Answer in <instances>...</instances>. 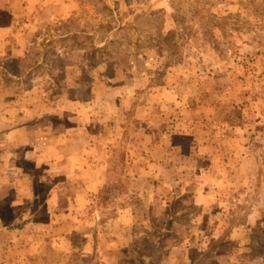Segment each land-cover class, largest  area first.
<instances>
[{"label": "rangeland", "instance_id": "obj_1", "mask_svg": "<svg viewBox=\"0 0 264 264\" xmlns=\"http://www.w3.org/2000/svg\"><path fill=\"white\" fill-rule=\"evenodd\" d=\"M22 1L29 3L26 6L29 14L35 11L33 25L42 23L39 7L44 10L45 2L46 13L50 12L49 8L55 9L53 3L69 2L0 0V23H9L10 18L4 15V11H9L12 22L16 23L24 14L27 29L40 27L31 26L27 10L21 13L25 7ZM73 8L76 9L65 18L48 22V31L66 33L69 30V35H77L75 45L86 44L90 48L102 45L104 40L114 38L112 32L116 28L125 26L115 36L131 43L134 52L131 62L136 68L127 82L139 87L134 93L132 88L127 94L123 92L127 107H132L128 128L142 123L136 118L135 102L140 106L137 102H145L147 97H151L156 114L164 110L166 127L172 128L171 118L175 113L182 119L205 117V112L208 116L213 114L215 104L228 109L234 124L220 117L200 118L208 137L203 148L192 151L195 160L199 159L200 169L186 175L189 182L180 187L171 184L172 173H167V178L154 188L156 201L161 203L150 208L143 197L130 189L134 185L150 187L149 182L129 179L126 183L123 178L126 160L131 155L128 149L133 135L129 133L124 139L126 146L115 150L114 155H108L102 140L79 139L80 148L85 143L89 147L88 155L63 157V171L59 174L57 170L56 176L49 169L53 164L49 159L46 164L37 158L25 160L23 163L30 172L25 177L24 173L14 177L13 191L31 200L32 215L40 214L45 219L31 221L29 230L9 234L13 230L6 226L9 224L4 225L9 219H2L10 206L0 202V264L7 261L9 264H68L74 235L82 246L81 256L90 255L84 259L88 264H108L109 257L115 255L116 260H111L115 264H264V0H74ZM55 10L64 13L66 8ZM175 13L181 19L186 16L183 59L179 65L164 68L170 52L164 44L155 45L157 29L161 25L162 29L182 31L173 20ZM207 18L212 20L209 23L212 32L208 34ZM14 33L15 28L8 30L6 36ZM9 39L6 50L13 46ZM182 40L177 37L178 42ZM0 41H4L3 36ZM70 54L78 57V51ZM6 61H0V65L10 68ZM82 65L77 79L52 78L54 86H48L47 95L54 101L70 100L71 94L79 99L92 98L98 113L107 103L114 106L115 100L108 102L106 95L109 86L118 85V74L108 71L107 59L96 52L93 57L85 54ZM162 70V75L155 76ZM182 71L189 73L188 80L181 79ZM15 77L12 86L23 87L27 83L23 76ZM159 80L163 84L155 85L158 88L178 84L184 89L192 102L190 113L184 107L171 109L158 91H145L147 82L153 85ZM1 81H4L2 77ZM3 86L7 85L2 84L0 88ZM116 92L111 93L116 95ZM78 115L82 114L72 118L79 125L78 131L91 132L92 125L88 128ZM161 126L157 120L156 127ZM234 131L251 138L243 150L240 145L231 146ZM97 162L104 164L103 171H92V164ZM0 175L6 180L0 186L1 200L7 194L12 176L7 171H0ZM105 175L107 179L103 182ZM59 185L62 187L58 188ZM175 194L181 199L177 200ZM151 213L153 218L149 219L147 216ZM42 227L45 229L41 232ZM213 239L218 241L213 243ZM92 244L97 248L96 260L92 256Z\"/></svg>", "mask_w": 264, "mask_h": 264}, {"label": "crops", "instance_id": "obj_2", "mask_svg": "<svg viewBox=\"0 0 264 264\" xmlns=\"http://www.w3.org/2000/svg\"><path fill=\"white\" fill-rule=\"evenodd\" d=\"M73 1L74 0H69L67 4L64 3L63 5H58L60 3H53L55 9L57 7H65L66 11L64 13H58L54 8H49L50 12L46 13L47 3L45 2L43 5L44 10L39 7V13L42 11V23H36V25L31 23L35 11L33 15L29 14L26 7L29 3H24V1H22L21 3H24L26 8L23 7L21 13L27 10L26 13L29 14L28 18H30L29 23H31V26H40L34 28L32 31L27 29L28 25L24 14L18 17L16 23H14L12 22L9 11H4V15L8 16L10 20L9 23H0V35L4 37V41H0V57L4 56L3 58L9 60L10 63H23L30 49L38 43L40 44V41L47 36L46 33H43L40 37L35 39V33L39 31H48V27L50 26L48 22L56 21L61 17L65 18V15L71 14L73 10L76 9L73 8ZM50 2L52 1L50 0ZM14 28L15 35L6 36L7 31ZM58 33L62 32L49 30V38L56 36ZM9 37L13 46L9 50H6L4 47L8 45L7 42H9ZM74 51H78V57L76 58L70 54ZM57 53L60 56L65 55L68 58L64 66V76H66V79H77L79 76L78 74L82 72V64L86 54L85 46H83V44L75 45V43H73L68 46L58 47ZM67 54H69V57ZM179 69L183 70V68ZM184 71H182V74L180 72L181 79L185 78L188 80L189 73H185ZM44 72L45 71L42 70L30 71L28 75V77H30L29 82L23 87L7 85L0 88V171H7L12 176V179L9 180L7 194L2 196L0 202L10 206L7 209L4 219H2L4 221L9 219L8 222L6 221L7 223H4V225L9 224L6 226L13 230L12 232L9 231V234L27 230L31 221H41L45 219V217L40 214L36 216L35 214L32 215L29 211V202L31 200L25 197L24 194L13 191L16 185L14 177L19 175V173H24L25 177V175H27L26 172H30L23 162L25 160L37 158L39 162L44 164L49 159L53 162L52 166L49 165V169L53 170V175H58L57 170H59V174H61L63 171V157L76 154L84 155L86 153L88 155L90 150L89 147H86L85 145L87 144L85 143V145L80 148L79 139H88V142H90L89 139H93L95 142L96 140H102L109 152L108 155H114L115 150H119L120 147L126 146L124 140L126 133L133 135L130 137L132 140L130 141L128 150L131 152V155L126 160L124 177L126 176L128 178L125 177L127 181L129 179H143L149 182L150 187L134 185V189L130 188L132 192L144 198V202L149 206L148 208L153 206V204L161 203L160 200L156 201L157 191L154 192V188L158 186L159 181L167 178V173H172L170 175L171 184L180 187L181 185L183 186L185 182H189L187 177H185L186 175L188 176V174L194 173L197 169H200L198 166L199 159L195 160L192 151H196L195 149L199 150V148H203L207 144V130L204 125L205 123L202 122L203 118H192L190 116L182 119L179 114L175 113L171 118L173 123L171 125L172 128L166 127L165 125L168 121L164 114V110L159 111V115L156 114L157 110L152 104L151 97H147L145 102H137L138 104L139 102L141 103L140 106L135 102L137 107L135 112L136 118L142 121L143 126L128 128L127 124L132 115V107L131 105L127 107L124 94H127L129 88H132L133 93L136 92L135 88L138 86H132L127 82L128 80L122 83H116L118 84L117 86H109L106 99L111 103L115 100V105L111 106V104L107 103L108 106L98 113V110L95 112V101H93L92 98L79 99V97L77 98L71 94L70 100H52L47 95L46 89L48 86L54 85H52L50 81V72H45V74ZM131 78L129 80H131ZM37 79L40 82H38ZM144 88L146 92L152 93L153 91H158V94L164 95V99L170 104L171 109L175 108L176 110H180L181 107H184L190 113V106L192 104L190 96L184 92V89L180 88L178 84H166L162 86V88H158L147 82ZM117 90H119V93ZM112 91H117L115 93L116 95L111 93ZM111 95L113 96L111 97ZM116 96H118V98ZM79 113L82 115H78V117L82 118L84 124H86L88 128L92 125L91 132L80 133L78 131L79 125H77L72 118ZM97 114L100 115L98 116ZM98 120L100 121L98 122ZM157 120H160L162 125L159 129L156 127ZM174 125L176 130L173 128ZM178 128L179 130H177ZM173 130L175 132H172ZM192 160L195 163L191 164ZM103 165L104 164H100V162L92 164V171H103ZM44 166L46 168L48 167L46 165ZM106 175L105 179L104 177V180L102 179L103 182L107 179ZM1 179L0 186L6 184L5 177L3 178V176L0 175V180ZM190 180L192 181V179ZM61 187L62 186L59 185L58 188ZM5 188L6 186L3 187V189ZM176 190L175 188L174 192H176ZM44 197L47 199L46 194ZM174 197L177 200L181 199L179 195L177 196L176 194ZM36 202L39 201L36 199ZM164 202L167 201L164 200ZM146 213L148 212L146 211ZM152 215L151 213V216L147 217L152 219ZM54 218L56 219V215ZM117 219L121 218L118 217ZM15 220H18V222ZM19 224H21V226H19ZM44 229L45 228L42 227L39 231L42 232ZM219 248L220 246L216 250H219ZM252 251L254 250L252 249ZM89 256V254H86L83 259L89 258ZM115 256H110L109 258L114 261L116 260ZM111 260H107V263L115 264V262L111 263ZM5 264H9L8 261Z\"/></svg>", "mask_w": 264, "mask_h": 264}, {"label": "trees", "instance_id": "obj_3", "mask_svg": "<svg viewBox=\"0 0 264 264\" xmlns=\"http://www.w3.org/2000/svg\"><path fill=\"white\" fill-rule=\"evenodd\" d=\"M203 16L204 15L199 16L200 21ZM172 17L173 20L177 22L176 24L182 27V31L180 28L174 29L169 27L168 29H162V26L159 25L157 29L158 41H155L156 42L155 45L164 44L167 50L170 52V56H168V59L164 64V68L179 65L181 64L183 59V44L185 42L184 38L186 37V35L183 33V27L187 28V25L184 24L185 22L184 20L186 16L184 15V19H181V17H179V15L175 13L174 15H172ZM205 20L207 21L206 27L208 28V32H207L208 34L212 32L210 29L211 27L209 25L210 21L212 20L210 18H207ZM216 22L220 23L219 21ZM124 27H125L124 25L119 26V29H122ZM119 29L116 28L112 32L114 38L104 40V43L102 45H94L93 47L90 48L89 45L84 44L87 52L86 54L93 57L96 52L99 53L100 56L105 60L107 59L108 69H109L108 71H112L114 74L116 73V75L118 74L116 83H122L125 82L126 80H129L133 75L132 71L136 68L133 65V62H131V56L134 55V52L131 49L130 41L125 39L121 40L115 36L116 32ZM43 33H46L47 36L40 41V44L38 43L37 45L32 47V49H30V51L28 52V56L26 57L23 63H18V64L10 63L9 61H6L3 57H0V61H2V63L6 61L8 67L9 65H11L10 68L4 67V65H0V86L2 84L13 85L14 84L13 80H15L14 78H16L15 76L18 77L23 76L24 77L23 81L25 80L28 83L30 78L28 77V75L29 72L32 70L35 71L42 70L45 72L49 71L50 81H52V78L53 79H55L56 77L60 78V76L65 78L64 66L68 58L66 56H60L57 53V48L68 46L69 44H73L74 42H76V40H74V37H76L77 35L76 34H74V36L71 34L69 35V30H66L67 34L58 33L56 36L49 38L50 36L49 31H39L35 33L34 38L37 39ZM177 37H180L183 40L178 42ZM210 37L212 36L210 35ZM69 39H71L72 42H68ZM162 72L163 70L157 72L155 76L162 75L163 74ZM1 77L4 79L3 82L1 81ZM38 82L40 81L38 80ZM162 84L163 81L161 82L160 80L156 82V84L153 83V85H162ZM213 109L214 112L212 115L208 116L207 113L205 112L204 115L205 117H199V118H203L205 120V118L212 117L213 119H216L220 117L219 119L227 120L231 124L233 123V121L229 117V111H227L228 109H226L225 106L220 104H215L213 106ZM142 126L143 123H140L138 127H142ZM231 137L233 139V141H231V146H235L237 144L240 145V148H243L246 147L248 143H251V138L249 136L240 133L238 134L237 131H234ZM19 226H21V224H19ZM72 239H73L72 244L74 248L70 252V259L68 264H88L86 261H84L83 257L81 256L82 246L79 245L78 243V237L74 235ZM214 241L217 242L218 240L213 239V243H215ZM92 256L94 260L97 259V248L95 246H93Z\"/></svg>", "mask_w": 264, "mask_h": 264}]
</instances>
